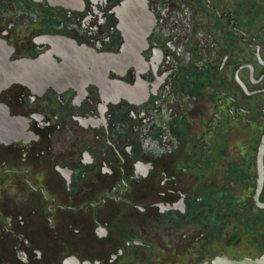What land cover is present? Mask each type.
<instances>
[{"label": "flooded vegetation", "instance_id": "1", "mask_svg": "<svg viewBox=\"0 0 264 264\" xmlns=\"http://www.w3.org/2000/svg\"><path fill=\"white\" fill-rule=\"evenodd\" d=\"M145 1L152 28L126 64L123 0H0V264L264 252L262 222L245 224L260 210L226 202L255 185L264 0Z\"/></svg>", "mask_w": 264, "mask_h": 264}, {"label": "water", "instance_id": "2", "mask_svg": "<svg viewBox=\"0 0 264 264\" xmlns=\"http://www.w3.org/2000/svg\"><path fill=\"white\" fill-rule=\"evenodd\" d=\"M37 1V0H33ZM50 6L65 9L74 8L82 3V0H45ZM118 29L123 43L119 60L128 64L132 61L146 44L152 23L146 9L145 0H123L118 12ZM264 134L259 140L255 153V185L251 195L256 209L264 211V202L259 201V195L263 188L264 170ZM199 264H264V252L253 259L229 260L224 257H215L209 262Z\"/></svg>", "mask_w": 264, "mask_h": 264}, {"label": "rangeland", "instance_id": "3", "mask_svg": "<svg viewBox=\"0 0 264 264\" xmlns=\"http://www.w3.org/2000/svg\"><path fill=\"white\" fill-rule=\"evenodd\" d=\"M251 175H254L255 172H250ZM233 192L236 194V196H247L250 198V195L253 190V186L249 187L248 189L245 188H239V187H232ZM239 198V197H237ZM244 198V197H243ZM242 202V201H240ZM264 218V213L262 215ZM264 224V223H263ZM260 228V227H259ZM262 231H263V238H264V225H262ZM217 251L224 252V248H217ZM228 256L232 257L234 260H238L241 257H248V258H254L258 256V253L256 251V248H251L250 246H247L246 244H241L235 249H228L227 250ZM152 264H157L156 262H153Z\"/></svg>", "mask_w": 264, "mask_h": 264}, {"label": "trees", "instance_id": "4", "mask_svg": "<svg viewBox=\"0 0 264 264\" xmlns=\"http://www.w3.org/2000/svg\"><path fill=\"white\" fill-rule=\"evenodd\" d=\"M227 202V205L229 204L231 206L230 210L232 213H235L237 208L238 207H245V205H247V209H248V212L250 210H253V203L251 202V199L248 198L247 200H245V202L243 204H237L234 200L232 201H226ZM264 211L260 210L258 211L255 215L252 216V218L250 220H248L245 224L248 223V233L249 234H252V233H258V226L260 227V224L259 222L261 221L262 222V225H264V218L262 217ZM242 219H238L237 222L240 223L242 226H244V224L242 223L241 221ZM264 251V250H263ZM262 252V251H261Z\"/></svg>", "mask_w": 264, "mask_h": 264}]
</instances>
